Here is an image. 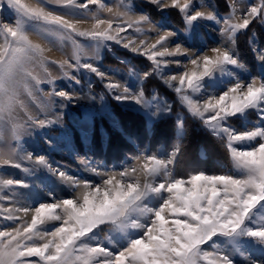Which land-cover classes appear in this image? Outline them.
I'll use <instances>...</instances> for the list:
<instances>
[{
	"label": "snow or ice",
	"instance_id": "1",
	"mask_svg": "<svg viewBox=\"0 0 264 264\" xmlns=\"http://www.w3.org/2000/svg\"><path fill=\"white\" fill-rule=\"evenodd\" d=\"M169 10L179 16L182 28L168 27ZM153 12L163 14L159 21L153 20ZM88 22L90 29L78 27ZM254 22L264 25V0H223V5L213 0H0V219L13 222L0 228V264H264V45ZM145 26L156 35L142 39ZM205 26L218 33L215 46H207ZM128 29L137 36L120 35ZM33 33L72 41L74 64L70 59L51 61L72 81L71 91L56 89L59 77L48 71L46 50L32 42ZM76 37L92 42L88 47L97 59L101 49L113 51L116 44L151 66L138 71L130 65L132 79L121 83L94 63L81 62L84 46ZM241 39L259 64L257 75L248 73ZM171 65L182 71L174 72ZM37 66L44 67V80L53 85L47 93L50 104L64 109L81 99L95 101L91 92L82 95L73 87L81 85V79L67 69L93 73L112 99L143 115L149 138L172 114V105L157 91H146L150 78L161 80L227 150L236 175L173 174L187 134L182 116H177L176 143L167 153L137 152L133 163L120 168L101 166L91 155L76 153L83 170L99 181L54 166L47 154L21 143L34 129L62 125L60 112L51 119L34 117L21 101L22 93L31 95L44 82L35 72ZM240 73H248L247 78ZM99 101V110L85 111L89 128L82 130L83 139L90 138L96 117L107 118L124 132L103 94ZM42 138L53 146L46 134ZM9 167L28 177L44 170L71 194L58 196L50 182L44 186L48 199L21 193L19 189L34 182L5 173Z\"/></svg>",
	"mask_w": 264,
	"mask_h": 264
},
{
	"label": "rangeland",
	"instance_id": "2",
	"mask_svg": "<svg viewBox=\"0 0 264 264\" xmlns=\"http://www.w3.org/2000/svg\"><path fill=\"white\" fill-rule=\"evenodd\" d=\"M26 2H31V0H26ZM104 2L108 4H112L115 2V0H104ZM135 2L137 3V1ZM48 7L51 8L54 6L48 5ZM102 15L112 16L114 15V13L103 12ZM4 18L5 19L8 18L7 13H4ZM124 19H127V18H124ZM167 22H168V27L173 28L170 25L169 21ZM117 23H119V21L113 24V28L116 27ZM78 27L81 30L90 29L91 22L82 23L78 25ZM104 27H106V25ZM129 34H131L133 37L137 36V33H135L133 29H128L127 32L121 33L120 35L127 36ZM155 35H156L155 31H148L147 26H145V36L141 38L148 39L150 37H154ZM30 39L32 40L33 43L39 44L43 48L52 47L53 50L51 49L52 50L51 55L48 54V51H45V57L49 61V63L47 64V69L53 77H59L55 80V87L57 90L64 89L67 91H71L72 89L69 88V84L72 83V81L68 80L67 78H63L61 69L59 68L58 64L51 63V61H63L65 59H70L73 55V48H74L72 41L71 40L59 41L54 37L46 36L45 34H36V33L31 34ZM75 39L81 45L84 46L81 57H80L82 63L85 61L94 63L97 67L100 68L101 71H105L109 73L110 75L113 76L114 79L119 80L121 83L132 79L129 76V66L133 64L128 63V61L127 63H124L125 68L123 70L125 71L118 70V69H112L110 67H105L102 65V63H100L99 58L97 59L95 57L93 49L88 47V45L92 43L91 41L84 39L82 37H76ZM149 42H154V41L149 40ZM67 43H69V46L67 48L68 52L61 50L64 48V46H66ZM206 44L208 47H212L216 45V43L214 42H212L211 44H208V43ZM113 47L118 48V49H124L116 44H112V49ZM101 54H102V49L99 52V57ZM131 54L134 56H137L138 58L145 60V58L142 56L135 55L133 53ZM70 62L74 64L75 60L70 59ZM148 65L149 64H146L144 66V69L148 68ZM172 67H174L173 68L174 72L182 71V69H177L175 65H173ZM135 68L138 71L144 70V69L140 70L136 66ZM67 71H69L74 76H78V78L81 79V85L78 86V85L73 84V87L78 92H80L82 95H85L91 92L97 97V99L95 101L89 100V99H81L76 106H68L67 108H64V109L57 108L55 105L49 103L51 98L47 95V93H50L52 91L53 85L47 83V81L44 80V77L47 75L44 71V67L37 66L35 69V72L38 76L41 77L42 80H44V82L40 83L37 87H34L32 89L31 95H29L27 92L22 93L21 101L27 113L34 117H39V118L47 117L51 119L53 113L60 112L62 116V125H59V124L54 125L49 128H45L43 130L34 129L33 134L31 136H25L21 143L27 149L34 150L37 154H40V153L47 154V156L50 157V162L54 166L60 165L61 168H66L68 172L73 176L82 177L88 180L99 181V177L94 176L90 172H86L83 170V165L80 163V160L76 157V153H78L80 156L91 155L94 159V162L101 166L106 165L108 168H113V167L120 168L122 166H127V164L133 163L132 156L136 154L137 152H144L145 150L149 151V149L147 145L141 148V147H138V145L134 141L130 142L128 136L123 135L122 132L112 127V125L109 123V120L107 118H101V117L94 118V122H96L99 127L100 143L98 142L97 138L95 139L92 136L93 132L91 133L90 138L83 139L82 130L84 132H87L89 128V125L87 124V122H85L86 109L95 108L99 110L101 106L100 101H99V96L103 94L105 96V103H107L109 106H110V102H113L122 111H127L133 114H138L141 117H143V115L135 111H132L131 109L126 110L122 105H120L114 99H112V97L108 95L107 89L104 87V83H102L101 79L97 77L95 74L86 72L84 70H81L79 73L73 71L72 69H67ZM156 80L166 90L172 93V95L174 96L179 109H181L177 111L176 114L182 117H185V115H187L190 119H192V121H195L196 122L194 126L195 131L202 130L205 133L210 134L208 131H206L202 127V125L200 124L198 120H195L193 117H191L187 113V110L184 108L177 94L172 89L168 88L161 80L159 79H156ZM106 82L107 81H105V83ZM89 83L91 84L90 88H89ZM161 97L167 100L172 105L171 100H169L165 96H161ZM55 99L57 101L59 100V98H55ZM110 109H111V106H110ZM103 122L107 123V125L111 129L118 131L122 135V137L126 140V143H129V145L133 147L132 149L133 155H130L131 153L130 148H129L130 146L128 147V145L125 142H122V140H119L118 137H115L113 139V142L115 144L113 149L111 150L107 148V133L105 132V129L103 128V125H102ZM42 133L46 134L47 137L54 142L52 147H50L47 143L44 142V139L42 138ZM213 138L215 139V137ZM175 143H173V145L171 144L169 149H165L161 145L159 146L158 150L154 153H157V154L167 153L173 148ZM198 156L200 159H205L206 161L208 160L202 150H199ZM222 157L224 158L225 156L222 155ZM207 163H208L206 164L207 167H205V165L202 162H199L197 155H193V153H191L190 151L189 152L183 151V149L181 148V154L177 157L176 164L173 167V174L178 177H186L192 173H197V172H204L207 174H216V175L231 173L233 175H236V171L232 166V162H231L229 154H227L226 163L225 161H223L222 162L223 164L222 163L220 164L218 160H215V161L213 160V162L211 161V164H210V161H208ZM3 171L17 179L25 178V179H28L30 183L34 182L32 184V187L26 188V189L21 188L19 189V191L21 193H31L37 196L40 200L48 199L47 194L44 190V186L46 183H49V182L51 183L52 186H54L56 194L58 196H65V195L71 194L70 192H68V188L66 184L60 183L56 177L49 176V174L44 170H40L39 172H37L36 176L34 177H28L21 170L10 168V167L4 168ZM28 219H30V215ZM12 225H13V222L0 219V228H9Z\"/></svg>",
	"mask_w": 264,
	"mask_h": 264
},
{
	"label": "trees",
	"instance_id": "3",
	"mask_svg": "<svg viewBox=\"0 0 264 264\" xmlns=\"http://www.w3.org/2000/svg\"><path fill=\"white\" fill-rule=\"evenodd\" d=\"M214 3H218L219 5H223V0H213ZM150 8V7H149ZM220 11H226L223 7L220 8ZM153 20H159L161 16L155 12L152 13ZM179 28H182L183 25L181 21L176 23ZM254 31L257 34V37L259 38V41L262 45H264V29L261 27L260 24L254 22ZM240 53L242 59L245 61L246 66L248 70L251 72L252 75H257L256 65L253 58V55L249 49V46L247 44L246 39H241L240 44ZM119 56H125L126 54H123L121 52H116ZM129 58V61L131 64L138 67L140 70L144 69V66L146 63L141 59H136L133 57H127ZM103 64L107 66L112 67H118L121 69H124V65L113 61L109 58V56L106 54L103 59ZM151 90H155L159 93L160 96H165L172 102V114L165 118V120L155 126L154 133L151 136V138L147 137L144 133L145 128V120L143 117H141L138 114H133L131 112L122 111L115 103L110 102L111 110L115 114V116L119 119L120 125L123 128L124 132L123 135H126L128 137H133L134 142L138 145V147H145L147 145L149 152H156L159 148V146H163L165 149H169L170 145L176 142L175 134H174V116L177 111L181 110L179 109L177 102L175 101L174 96L172 93H170L168 90H166L156 79H149V81L146 84V91L148 93H151ZM195 121H192L187 115L184 117V124L186 128V136L183 139L181 148L183 151L191 152L193 155H197L199 162H202L205 167L207 162L213 160H218L220 164L225 161H227V150L221 146V144L214 139L210 134L205 133L204 131H195ZM103 128L105 129V132L107 133V148L113 149L115 146L113 139L115 137H118L119 140H122V142L126 143V140L122 137V135L113 129H111L107 123L103 122ZM93 137L100 143V137H99V127L96 122H94V130ZM128 147L130 148V155L132 154L133 147L129 145V143H126ZM194 146V147H193ZM120 150V149H119ZM199 150H202L204 152V155H206L207 161L205 159H200L198 156ZM225 156L224 158L222 157ZM223 164V163H222ZM212 166V165H211Z\"/></svg>",
	"mask_w": 264,
	"mask_h": 264
},
{
	"label": "crops",
	"instance_id": "4",
	"mask_svg": "<svg viewBox=\"0 0 264 264\" xmlns=\"http://www.w3.org/2000/svg\"><path fill=\"white\" fill-rule=\"evenodd\" d=\"M135 1H137V3H143L144 2V0H135ZM259 2V0H245V3L246 4H255V3H258ZM150 8L152 7V6H149ZM156 13V12H155ZM169 15L167 16V21H169V23H170V25L173 27V28H176V29H180L179 28V26L176 24V23H178L179 21H181L180 20V18H179V16L177 15V14H175L174 13V10H169ZM157 14H159L160 16H162L163 14H161V13H157ZM161 19V18H160ZM159 19V20H160ZM159 20H154V21H159ZM181 23H182V21H181ZM208 22H205V24H207ZM183 25V24H182ZM261 25V24H260ZM87 27H88V25H87ZM261 27L264 29V25H261ZM202 35L204 36V40L206 41V43H208V44H211L212 42H214V43H216V44H218L219 43V40H220V37H219V35H218V33L212 28V27H207V26H205L203 29H202ZM212 41V42H211ZM70 43V42H69ZM69 43H67L66 44V46H64V48L63 49H61V50H63V51H67L68 52V50H67V48H68V46H69ZM54 48V47H53ZM46 51H48V54L49 55H51V52H52V47H49V48H44ZM52 49V50H51ZM250 49V48H249ZM121 52V53H123V54H126L127 55V57L129 56V57H133V58H136V59H141V58H138L137 56H134V55H132L131 53H129L127 50H125V49H118V48H115V47H113V51H111V52H109L107 49H102V54L100 55V57H99V61H100V63H102V65L103 66H105V67H110V68H112V69H118V70H122V71H125V70H123V69H121V68H118V67H112V66H107V65H105V64H103V59H104V57H105V55L107 54L108 56H109V58L111 59V60H113V61H116V62H118V63H120V64H122V65H124V63H121L120 61L121 60H126V61H128V63H130V61H129V58H127V57H125V56H119V55H117L116 54V52ZM251 51V50H250ZM252 53V52H251ZM252 55H253V53H252ZM253 58H254V61H255V65H256V70H257V74H258V72H259V64H258V62L255 60V57H254V55H253ZM141 60H143V59H141ZM146 64H149L148 65V67L150 66V62L149 61H147L146 59L145 60H143ZM173 66V65H172ZM172 66H170L171 67V69L173 70V68L174 67H172ZM248 73H251L249 70H248ZM248 73H240V75L242 76V78H247V76H248ZM153 91V90H152ZM151 91V92H152ZM177 116H178V114H176V116H175V118H174V123H175V121H176V119H177ZM144 118V117H143ZM145 119V118H144ZM146 123V122H145Z\"/></svg>",
	"mask_w": 264,
	"mask_h": 264
},
{
	"label": "bare ground",
	"instance_id": "5",
	"mask_svg": "<svg viewBox=\"0 0 264 264\" xmlns=\"http://www.w3.org/2000/svg\"><path fill=\"white\" fill-rule=\"evenodd\" d=\"M86 28V27H85Z\"/></svg>",
	"mask_w": 264,
	"mask_h": 264
}]
</instances>
